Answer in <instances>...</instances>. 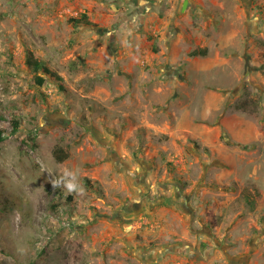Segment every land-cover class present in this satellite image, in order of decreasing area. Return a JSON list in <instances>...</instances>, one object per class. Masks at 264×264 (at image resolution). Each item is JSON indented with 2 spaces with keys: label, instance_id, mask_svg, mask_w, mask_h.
I'll return each instance as SVG.
<instances>
[{
  "label": "rangeland",
  "instance_id": "374dc122",
  "mask_svg": "<svg viewBox=\"0 0 264 264\" xmlns=\"http://www.w3.org/2000/svg\"><path fill=\"white\" fill-rule=\"evenodd\" d=\"M136 1L0 0V264H231L264 247V0H206L228 3L223 37L234 40L240 87L212 120L202 121L220 106L216 90L193 99L203 131L183 130L181 107L123 93L96 50L89 61L97 33L120 32ZM81 13L91 26L71 22ZM205 37L224 47L222 35ZM26 50L63 90L49 77L35 84ZM211 58L199 91L236 80Z\"/></svg>",
  "mask_w": 264,
  "mask_h": 264
},
{
  "label": "crops",
  "instance_id": "0c3cea01",
  "mask_svg": "<svg viewBox=\"0 0 264 264\" xmlns=\"http://www.w3.org/2000/svg\"><path fill=\"white\" fill-rule=\"evenodd\" d=\"M198 5L205 6L208 11L199 10ZM206 5V0H138L133 2L130 4L128 17L121 24L120 32H96L98 39L94 38L96 42L88 50V59L92 62L96 50L100 59L98 70L101 72L106 69V80L110 82L112 80L121 85L123 93L130 88L132 93H136V97L145 95L154 99L151 103H170L174 107H181L183 130L203 131L208 125L199 124L200 122L193 124V120L198 119L193 118L195 116L192 111L189 112L193 99L205 89L216 90L214 95L220 106L217 110L210 112L209 118L202 119V121L212 120L214 114L216 116L219 112L221 114L225 112L226 104L234 103L230 102V97H234L236 88L240 87V84L235 86L240 75V68L235 66L234 40L230 43L223 37L225 33L226 36L228 35L226 32L228 3L225 7L214 1L213 6L206 7ZM212 10L219 13L221 18L210 14ZM200 13L205 15L203 16L204 23L201 22L199 24L201 26H198L197 16ZM210 23H213V26H209ZM215 25L219 31H215L216 28H213ZM208 32L217 34V37L222 35L225 40L224 47L213 48L210 42L213 38L205 37V33ZM118 35L122 37L121 45L117 42ZM110 44L112 47H109ZM107 49L110 51L108 52ZM209 57L220 62L222 69L232 67L231 73L236 77L234 84H224L221 85L222 87L208 85L201 91L198 90L196 86L203 68L202 60ZM143 68L147 70L146 74ZM135 71L139 72L140 77L133 81ZM122 81L127 82L128 85L123 86ZM221 105L222 109H220ZM218 125L215 124L209 130L217 131ZM127 181L132 183L131 185H143L142 177L133 179L131 175ZM136 190L140 191L141 188L138 187ZM177 199H182V196ZM182 202H184V207L188 208L187 201ZM175 204L177 205L176 202ZM139 205L141 206L138 203ZM155 212L159 218L166 216V213L157 214V210ZM187 213L189 212L186 211L185 214ZM174 218L179 217L175 215ZM179 219L182 220V218ZM171 232L173 235L180 236L175 229L168 231L169 234ZM230 260L231 264H264V247L252 246L251 253L243 256L233 255Z\"/></svg>",
  "mask_w": 264,
  "mask_h": 264
},
{
  "label": "trees",
  "instance_id": "16d2710c",
  "mask_svg": "<svg viewBox=\"0 0 264 264\" xmlns=\"http://www.w3.org/2000/svg\"><path fill=\"white\" fill-rule=\"evenodd\" d=\"M71 22L73 24L78 25H85V26H91L92 23L89 21L86 13H81L79 17L71 19ZM26 64L28 66L30 74L34 78V82L38 87H42L45 83L46 79H51L55 81L58 84V88L60 90H63L64 87L61 83L62 78L60 75H58L55 71H52L41 59H39L36 54L31 50H26ZM49 77V78H47ZM14 127L13 131L18 130V122H13ZM3 140V137L0 135V142ZM55 156L56 160L59 163H62L65 161L68 157V155L61 149L56 148L55 149Z\"/></svg>",
  "mask_w": 264,
  "mask_h": 264
},
{
  "label": "clouds",
  "instance_id": "9594fccd",
  "mask_svg": "<svg viewBox=\"0 0 264 264\" xmlns=\"http://www.w3.org/2000/svg\"><path fill=\"white\" fill-rule=\"evenodd\" d=\"M59 182H57V184H58ZM67 187H68V189H69V191H71V190H73V187L74 186H72V185H67Z\"/></svg>",
  "mask_w": 264,
  "mask_h": 264
},
{
  "label": "flooded vegetation",
  "instance_id": "af4514ba",
  "mask_svg": "<svg viewBox=\"0 0 264 264\" xmlns=\"http://www.w3.org/2000/svg\"><path fill=\"white\" fill-rule=\"evenodd\" d=\"M169 202L171 201V199H167ZM148 205H150V203H148ZM230 259V258H229ZM230 263H231V260H230Z\"/></svg>",
  "mask_w": 264,
  "mask_h": 264
},
{
  "label": "water",
  "instance_id": "95a60500",
  "mask_svg": "<svg viewBox=\"0 0 264 264\" xmlns=\"http://www.w3.org/2000/svg\"><path fill=\"white\" fill-rule=\"evenodd\" d=\"M186 4V3H185Z\"/></svg>",
  "mask_w": 264,
  "mask_h": 264
}]
</instances>
